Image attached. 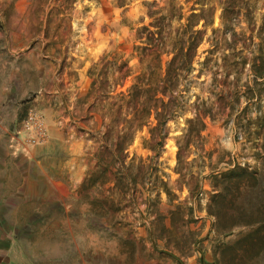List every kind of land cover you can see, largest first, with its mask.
<instances>
[{"label": "rangeland", "instance_id": "obj_1", "mask_svg": "<svg viewBox=\"0 0 264 264\" xmlns=\"http://www.w3.org/2000/svg\"><path fill=\"white\" fill-rule=\"evenodd\" d=\"M171 46L182 69L157 94L164 111L115 173L104 144L119 89L108 77L84 97L86 71L121 56L125 90L146 65L161 76ZM252 61L264 63V0H0L3 263L264 264V81L249 80Z\"/></svg>", "mask_w": 264, "mask_h": 264}, {"label": "trees", "instance_id": "obj_2", "mask_svg": "<svg viewBox=\"0 0 264 264\" xmlns=\"http://www.w3.org/2000/svg\"><path fill=\"white\" fill-rule=\"evenodd\" d=\"M118 7L123 5V0H116ZM149 7L153 4H148ZM155 14L154 11L147 10L149 17ZM156 27L157 25H150ZM146 31L143 26L140 32ZM154 32L147 31V35L144 37V41L149 43L150 37ZM138 34V32H137ZM141 38V36H138ZM171 53L170 58L165 63V68L161 76L152 79L153 71L149 65H146L144 73H141L125 90H121L126 78L129 76V67L127 62L122 59L121 56H113L109 61V53L103 54L96 64H93L86 74L91 78L88 89L84 94V97H89L95 94V89L98 88L99 93L106 92V88L109 87L108 77L111 81V87L118 91L116 92L117 104L115 106L113 121L117 124L118 129L115 132V139L112 150L108 147V144H104L105 151L110 157L111 161L117 164L115 173L121 172L124 168L123 159L126 157L123 151L125 146L131 141L132 136L136 130L141 128L147 121L150 112L156 111L157 104H159L160 113L164 111L165 104L157 96V94L163 95V93L169 90L173 85L175 77L178 76V49L175 51L173 46L169 51ZM249 80L255 84L259 81H264V63L257 64L252 61L248 66ZM101 94V95H102ZM249 97H246L248 99ZM103 108V107H102ZM106 111L102 112V117H105ZM164 126V120L162 114L156 121V130ZM106 128V125L104 126ZM102 138H106L103 134ZM99 159V158H98ZM106 168L102 167L101 173L104 174ZM257 228L250 230L246 234V238L249 241L256 239Z\"/></svg>", "mask_w": 264, "mask_h": 264}, {"label": "crops", "instance_id": "obj_3", "mask_svg": "<svg viewBox=\"0 0 264 264\" xmlns=\"http://www.w3.org/2000/svg\"><path fill=\"white\" fill-rule=\"evenodd\" d=\"M0 188H2L1 181H0ZM7 242H8V239L4 235L0 234V248L1 249H2V246L6 245ZM1 254H4V253L1 252V250H0V264H4L3 262H4L6 257L2 256Z\"/></svg>", "mask_w": 264, "mask_h": 264}]
</instances>
